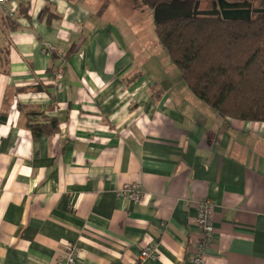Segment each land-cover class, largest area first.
Segmentation results:
<instances>
[{
	"label": "crops",
	"instance_id": "0c3cea01",
	"mask_svg": "<svg viewBox=\"0 0 264 264\" xmlns=\"http://www.w3.org/2000/svg\"><path fill=\"white\" fill-rule=\"evenodd\" d=\"M5 7L17 25L0 20V264H56L70 243L77 264H130L149 243L157 257L138 264H191L204 198L215 207L204 264H264V121L195 97L127 10ZM27 110L57 131L34 136ZM125 183L140 201L118 195Z\"/></svg>",
	"mask_w": 264,
	"mask_h": 264
},
{
	"label": "trees",
	"instance_id": "16d2710c",
	"mask_svg": "<svg viewBox=\"0 0 264 264\" xmlns=\"http://www.w3.org/2000/svg\"><path fill=\"white\" fill-rule=\"evenodd\" d=\"M137 1L150 9L172 1H188L191 5L198 1L199 9H210L219 1H246L252 7L264 8V0ZM202 3L210 7L201 8ZM18 11L27 13L24 6ZM16 17L3 14L1 23L15 28ZM154 30L160 45L195 97L222 117L264 121V11L252 13L247 21L216 15L178 17L154 22ZM35 87L41 88L40 85ZM39 114L42 113L26 111L31 133L37 137L55 133L58 129L56 118L42 114L41 120L36 121ZM4 117V113L0 114V119Z\"/></svg>",
	"mask_w": 264,
	"mask_h": 264
},
{
	"label": "built area",
	"instance_id": "2783aa9c",
	"mask_svg": "<svg viewBox=\"0 0 264 264\" xmlns=\"http://www.w3.org/2000/svg\"><path fill=\"white\" fill-rule=\"evenodd\" d=\"M7 0H0V11L4 15L12 16L13 13L10 12L6 7L5 3ZM126 134H131V131L127 129ZM118 195L128 196L129 198L140 201L142 198V190L140 184L138 183H125L118 190ZM197 213L194 219L195 225L197 226L200 236L196 241L194 252L190 257L191 264H204V253L206 248L209 246L214 226H213V215L215 212L214 203L208 199L204 198L196 204ZM158 253L153 243L145 245L139 252V255L135 261L130 264H138L146 258H155ZM78 260V249L76 245L70 243L55 258L56 264H77Z\"/></svg>",
	"mask_w": 264,
	"mask_h": 264
},
{
	"label": "water",
	"instance_id": "95a60500",
	"mask_svg": "<svg viewBox=\"0 0 264 264\" xmlns=\"http://www.w3.org/2000/svg\"><path fill=\"white\" fill-rule=\"evenodd\" d=\"M198 6V1L194 5H191V2L188 3V1H172L165 5H157L153 9V21L159 23L178 17L196 15H216L228 20L247 21L252 13L264 11V8L252 7L251 3L246 1L240 3H222L219 1L218 6L213 3L210 9H199Z\"/></svg>",
	"mask_w": 264,
	"mask_h": 264
},
{
	"label": "rangeland",
	"instance_id": "374dc122",
	"mask_svg": "<svg viewBox=\"0 0 264 264\" xmlns=\"http://www.w3.org/2000/svg\"><path fill=\"white\" fill-rule=\"evenodd\" d=\"M95 5V9L98 11L105 13L106 15H111L121 10L126 13L128 11V15H126V20L128 21L131 29L136 28L137 31H140L144 36V42L147 41V37L156 38V34L154 31V25L150 26L146 25L141 19L142 18H150L153 20V9H150L142 4H140L137 0H89ZM12 4V2H11ZM208 4H201V8H209ZM134 15V16H133ZM2 15H0L1 17ZM1 20V18H0ZM153 33V36H152ZM151 44V39L149 40ZM158 42V40H157ZM152 46V44H151Z\"/></svg>",
	"mask_w": 264,
	"mask_h": 264
},
{
	"label": "flooded vegetation",
	"instance_id": "af4514ba",
	"mask_svg": "<svg viewBox=\"0 0 264 264\" xmlns=\"http://www.w3.org/2000/svg\"><path fill=\"white\" fill-rule=\"evenodd\" d=\"M216 5L218 6V4L216 3ZM223 6V5H222ZM223 7H225V6H223ZM189 8H191V7H189Z\"/></svg>",
	"mask_w": 264,
	"mask_h": 264
}]
</instances>
